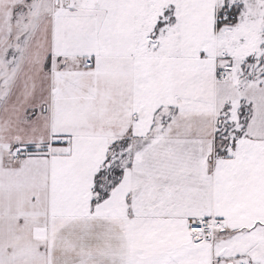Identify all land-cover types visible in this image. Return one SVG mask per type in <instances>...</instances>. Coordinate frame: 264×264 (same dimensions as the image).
I'll return each instance as SVG.
<instances>
[{
    "label": "snow or ice",
    "instance_id": "1",
    "mask_svg": "<svg viewBox=\"0 0 264 264\" xmlns=\"http://www.w3.org/2000/svg\"><path fill=\"white\" fill-rule=\"evenodd\" d=\"M0 264H264V0H0Z\"/></svg>",
    "mask_w": 264,
    "mask_h": 264
}]
</instances>
